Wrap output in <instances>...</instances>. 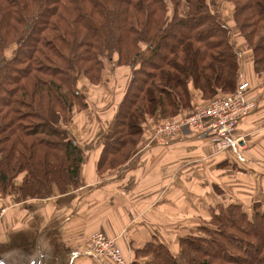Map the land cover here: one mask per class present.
<instances>
[{"label": "trees", "instance_id": "1", "mask_svg": "<svg viewBox=\"0 0 264 264\" xmlns=\"http://www.w3.org/2000/svg\"><path fill=\"white\" fill-rule=\"evenodd\" d=\"M226 3L228 21L217 0H0V193L46 200L82 185L86 152L71 127L89 109L85 85L103 83L106 61L131 73L100 175L128 164L154 123L194 109L195 92L206 103L233 94L241 53L264 73V0ZM261 210L260 202L251 213L233 202L209 226L186 232L179 255L153 241L135 256L149 264H264Z\"/></svg>", "mask_w": 264, "mask_h": 264}, {"label": "crops", "instance_id": "2", "mask_svg": "<svg viewBox=\"0 0 264 264\" xmlns=\"http://www.w3.org/2000/svg\"><path fill=\"white\" fill-rule=\"evenodd\" d=\"M240 58V82L249 83L247 97L256 102V109L242 122L238 146L227 147L215 136L185 129L167 147L154 143L149 129L144 147L131 158L126 173L108 179L98 173L103 130L95 133L87 139L92 146L83 166L82 185L76 191L28 201L0 193V212H4L0 264H15L23 254L26 260L20 264H116L91 253L89 238L97 233L116 240L122 252L132 256L133 249L155 240L170 245L172 253L179 255L180 238L201 221L202 190L195 186H229L233 196L249 197L255 189H264V73L255 72L249 53H241ZM194 94L195 104L204 102ZM189 164L194 165L191 186L197 195L196 213L182 209ZM174 171L183 172L179 185L169 179ZM202 175H211V182L203 184ZM259 202L264 209V196ZM147 206L157 210L145 209Z\"/></svg>", "mask_w": 264, "mask_h": 264}, {"label": "rangeland", "instance_id": "3", "mask_svg": "<svg viewBox=\"0 0 264 264\" xmlns=\"http://www.w3.org/2000/svg\"><path fill=\"white\" fill-rule=\"evenodd\" d=\"M217 2H218L219 7L221 8L220 10H221L222 14L224 15L225 20L226 21L230 20L231 11L228 8L229 5L226 3V0H217ZM232 26L234 27V25H232ZM106 65H107V69L105 72L104 81L101 85L96 86V87L90 86L88 84L85 85V87H86L85 89H87L85 96L87 99V103L89 105V109L84 111L83 113H81L80 116H78V120L76 121V123L72 126L73 128L71 127L72 135L74 136V138L78 142H80L83 145L85 152H86V156H87V152H88L89 148L92 146V144H89L87 142V139L90 136H93V134H95V133H100V131H102V130H103L102 135H104V139H105L107 133H109L110 129H112L113 124H114V117H115L118 102H119L120 98L122 97V95L125 91V88H126V85L129 81V76L131 73L130 68H123V69H117L114 67L112 68V65H110V63H108L107 61H106ZM83 83H84V79L82 80L81 84H83ZM207 104H208V102L206 103L204 101L203 103L195 104L193 108L195 109L197 107H203V106H206ZM194 109H192L188 112H185L184 117L190 116L195 111ZM158 123H160V122H158ZM158 123H156V124L154 123L153 126L150 127V129L152 130L151 133H154V130L157 127ZM241 125H242V123H241ZM240 127L236 130V134L234 136V140L237 141V143L234 145H231L230 147L238 146V142H239L238 138L239 137L237 136V133L239 132ZM105 128L108 129L107 130L108 132L105 131ZM151 136H152V134H151ZM175 139L176 138H174L173 140H175ZM154 143H156V142H154ZM143 144L144 143L142 141V144L139 146V148L141 147L140 150L144 147ZM167 147H169V146H167ZM138 152H139V149H138ZM138 152L135 154L136 156H137ZM138 157H139V155H138ZM88 158H90V156H88ZM86 162H87V158H86ZM128 164L125 165L120 170L121 172H119V170L112 171V172L107 171L105 174H103V175L99 174V175L100 176L106 175V178H108V179H111L112 177H114V175L120 176L122 174H125L126 170L129 169ZM187 166L190 167V169H186L188 174H185V178L189 182V186H186L187 187L186 188V205L183 206L182 209H184L187 213L188 212L192 213L193 211H195V213H196L198 211L197 210L198 209L197 203H196L197 199H194V197H197V195L193 191L194 186H191L195 183L194 177H193V175H195L194 171H193L194 165L189 164ZM235 168H234V170H235ZM224 169H226V165L223 168H220V170H224ZM181 176H183L182 171H174L173 174H171L170 178H169L170 181L172 180L171 184L173 183V184L179 185V183H181V181H180V179L182 178ZM21 178L22 177H20V179H18V180H21ZM103 178H102V180H103ZM242 180H244L243 177H242ZM202 181H203V184H205V183L208 184L209 182H211V175L206 176V177L204 175H202ZM168 183L169 182H165L164 184H168ZM195 187H201V190H202V192H201L202 201L200 203V210L202 212V215H201V217H199V219L201 221L197 222L195 225L193 224L195 226V229H197L198 227H199L198 229H200L201 227L209 226L210 223H207V222H208V220L211 219L212 215L214 213H220L222 211H225V209L228 208L229 205H231L233 202L244 205L246 211L248 213H251L253 210L254 203H258L259 200H262L263 196H264V193H263L264 189H262V190L255 189V191H253L251 193V196L249 197L248 194H245V196H242L239 193L236 196H233L231 194V192H229V190H228L229 186H216L218 188V190L223 191L224 194H219L218 193L219 191L215 190V188L212 189L211 186H195ZM239 190H241V189H239ZM141 191H139V192H141ZM7 195H12V194L9 193ZM15 196L17 198V195H15ZM141 209H143V208H141ZM145 209H149L150 211L157 210L156 208H151L148 206ZM261 212L264 213L263 210H261ZM138 218H141L140 213L138 214ZM196 218H198V217H196ZM195 229H193V230H195ZM188 231L189 230H187L186 232H188ZM197 234H198V231L196 232V235ZM93 235H91V236H93ZM89 240H90V238H89ZM155 241H157V240H155ZM150 243H152V242H150ZM158 243H160V242L159 241L153 242L154 245H156ZM147 244H149V243H147ZM162 244H164L167 248H171L170 245H167L165 243H162ZM146 245H145V247H146ZM145 247H143V248H145ZM142 249H138V250H142ZM136 251L137 250L133 249V252H134L133 255L134 256L136 255ZM181 251L182 250L180 249V252ZM123 255L129 264H134L136 261H137L136 263H138V264H149V262L151 260L150 257L145 259L146 256H142V255H139L138 257L135 256V259H134V256H132L131 254H125L123 252ZM15 259L17 260L16 257H15ZM22 259L26 260V254L21 255V257L19 258V260L15 264H20ZM10 264H12V263H10Z\"/></svg>", "mask_w": 264, "mask_h": 264}, {"label": "built area", "instance_id": "4", "mask_svg": "<svg viewBox=\"0 0 264 264\" xmlns=\"http://www.w3.org/2000/svg\"><path fill=\"white\" fill-rule=\"evenodd\" d=\"M249 90L248 82H240L233 94L215 98L204 107H197L190 116L179 121L158 123L152 141L167 146L185 129H191L203 136H215L227 147L236 144V130L256 109V102L247 97ZM3 214L0 212V218ZM90 242L91 253L97 258H108L116 264H129L116 240L97 233L90 237Z\"/></svg>", "mask_w": 264, "mask_h": 264}]
</instances>
